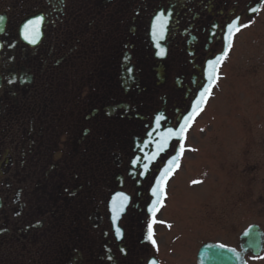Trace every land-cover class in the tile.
I'll list each match as a JSON object with an SVG mask.
<instances>
[{
    "label": "flooded vegetation",
    "instance_id": "flooded-vegetation-1",
    "mask_svg": "<svg viewBox=\"0 0 264 264\" xmlns=\"http://www.w3.org/2000/svg\"><path fill=\"white\" fill-rule=\"evenodd\" d=\"M263 16L264 0H0V264H168L162 232L174 228L166 213L190 133ZM234 21L205 104L149 160L193 113ZM178 154L153 214L152 189Z\"/></svg>",
    "mask_w": 264,
    "mask_h": 264
},
{
    "label": "rangeland",
    "instance_id": "rangeland-1",
    "mask_svg": "<svg viewBox=\"0 0 264 264\" xmlns=\"http://www.w3.org/2000/svg\"><path fill=\"white\" fill-rule=\"evenodd\" d=\"M192 131L166 213L174 228L162 232L168 264H196L207 241L238 247L250 224L264 231V16L237 40ZM247 264H264V250Z\"/></svg>",
    "mask_w": 264,
    "mask_h": 264
},
{
    "label": "snow or ice",
    "instance_id": "snow-or-ice-1",
    "mask_svg": "<svg viewBox=\"0 0 264 264\" xmlns=\"http://www.w3.org/2000/svg\"><path fill=\"white\" fill-rule=\"evenodd\" d=\"M253 11H256V9H253ZM3 18L0 17V20ZM157 25H154V36H157V38H162L163 36V31H164V15L161 14L157 18ZM43 20V17H38L36 20L29 22L30 25H37ZM246 26V25H244ZM241 26L237 25V22L234 21L232 24L228 25V35L225 37V39L228 40V45L225 48L224 53L221 56L216 57L215 60L209 61V76H208V85L204 87L203 91L200 93V99L197 100L196 106L194 108V111L192 114L189 116H186L184 118L185 123L180 127L178 130H173L172 128H169L166 130V132L162 133V138L159 142H157V153H154L152 156L148 157L149 160L155 159L156 155L159 153V151H163L165 146L168 143V140L173 137V136H180L183 137L184 132L186 127L188 126L189 122L192 120L193 115H195L196 111L199 110L200 106L204 103L205 99L207 98L208 95L211 93V89L213 85L215 84L216 80L219 78L218 77V65L226 58L228 55V50L231 47V41L234 33L236 31H239V28ZM32 38L31 41L32 43H35V35L37 34V29L35 27H32ZM25 38H29V25H25ZM163 51V50H162ZM161 117H157V127H159V121ZM184 151V146L183 144L180 145V150L179 153L182 154ZM180 156L179 154L177 156L172 157L171 160L168 162V166L165 167L164 171L161 173L160 178L157 181L156 186L152 189V193L154 196H156V200L153 202V206L150 209V211L155 214V211L157 210V206L162 202V199L166 195L165 190H164V184L166 182L167 177L172 173L174 167H178V160ZM139 159V158H137ZM136 161H133L135 163ZM144 168L147 169L148 165L145 164ZM198 181H194L193 183H197ZM125 199H127L125 197ZM123 208V204L119 206V208H114V211L119 213V211ZM115 218V217H114ZM153 223H155V220H153ZM117 236L120 237L122 236V233L119 228L116 230ZM149 241H151L153 244H155L154 240V233H153V228H152V223L148 225V233L146 237ZM219 247H223V245H219ZM150 264H157L155 260L151 261Z\"/></svg>",
    "mask_w": 264,
    "mask_h": 264
},
{
    "label": "water",
    "instance_id": "water-1",
    "mask_svg": "<svg viewBox=\"0 0 264 264\" xmlns=\"http://www.w3.org/2000/svg\"><path fill=\"white\" fill-rule=\"evenodd\" d=\"M239 240V249L217 242L205 243L199 249L197 264H247L246 255L259 256L264 250V231L258 224L249 225Z\"/></svg>",
    "mask_w": 264,
    "mask_h": 264
}]
</instances>
